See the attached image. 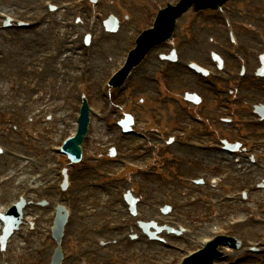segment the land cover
<instances>
[{"label": "rangeland", "instance_id": "374dc122", "mask_svg": "<svg viewBox=\"0 0 264 264\" xmlns=\"http://www.w3.org/2000/svg\"><path fill=\"white\" fill-rule=\"evenodd\" d=\"M42 1L44 0H0V12L6 13V15L10 16L13 20L20 21L22 13H19L20 15L17 14L16 17L15 12L18 13L23 11L24 14L22 17L31 20L36 15V12L30 13V8ZM70 1L72 2L73 0H55L54 3L59 10V15L53 18L56 23H49L40 32L34 31L31 34L30 32L18 31L17 33L7 34V32L0 31V155L6 154L5 156L2 155L0 157V192H5V198L0 197V207L4 206L7 201L9 202V200H11V197H7V189L10 190L18 180L22 181L21 184L23 186L19 188V191H14L16 194L21 193L26 195L28 193H33V190L36 189L35 185H37L36 181L38 174L42 172L44 168L47 169V166H45L46 164L52 163L53 159L57 160V154L52 151L55 147H58L64 138L74 132L80 103L79 94L82 93L81 95L86 96L90 102L89 105L92 107V111L89 114L90 125L88 126H90L91 136L94 140L99 141L100 144H105L108 137L105 134L107 129L105 128L104 121L114 123L116 120V117L108 114L104 117L103 121L100 115L103 104L101 105V99L98 97L97 93H99L100 89L102 92L105 85H99L96 83H100V81L107 75V65L103 63L101 72L95 69L90 73L92 81L95 83L77 84L73 80L72 75L76 72V67L74 66L73 68V64L64 57L67 52L66 47H72V44H70L69 41H71L73 34L70 35L69 33L72 32L73 28H75L73 32L82 28L84 24L83 21L89 17V4H83L79 8L69 11L65 10L63 13L60 6L66 7V3ZM104 1V11H111L122 18L119 34H123L125 39L123 40V43H121L122 48L117 51L115 56L117 57L118 62L122 58V56L119 58V54L123 53L126 50V46L129 44H127L129 40L127 35L131 33L133 34L135 33V29L145 27L149 24L150 19L148 18L153 14L154 4L155 2H158V0ZM248 10L250 11L248 12L247 22L248 27H250L249 24L255 25L252 16L256 13H264V4H262V7L259 5H252ZM18 17H20V19H18ZM125 17L127 19L124 20ZM79 18L80 20L78 21L77 19ZM189 19V24H192L194 16L189 17ZM66 21L71 22L72 26L67 27L64 23ZM195 23L196 25L189 30H186V33L184 30H181L182 34L174 41L176 44L181 42V44L187 46V49L184 51L185 57L193 60L199 59L198 61L202 62V64L210 67L211 62L209 57H206V55H199L197 52L198 50L201 51L209 47V44H211L210 38L217 33V30L213 31V28H221V26H219L220 23L219 21L212 19L208 21L206 18H198ZM207 31H209L210 34ZM54 34H58L56 35L57 37H54ZM190 34H195L194 38L200 42L197 51L194 50V46L191 44L192 40L189 38ZM41 35L49 37L51 43L49 45L45 44L46 42L43 44L40 39ZM36 39H40V42L43 45L34 44ZM65 39L68 42L62 44V41ZM107 41V37L103 36V48L101 45L99 48L100 51L106 50L108 44ZM54 45L57 47L55 48ZM217 53L220 57L224 58L221 51H217ZM36 57H40L42 61H37L35 59ZM154 59L156 60V57H154ZM38 64H40L41 71L43 70V72L40 71L39 73V68L37 69ZM52 65L54 66L53 69L50 67ZM158 65L159 64H157V66ZM224 67L229 69L230 65L225 63ZM156 70H154L153 67L150 68V65L144 66V69L142 70V74L146 77L144 81H142L144 85H141L142 87L138 93L141 97L148 98V100H144V106L140 112L143 115V120H146L149 116L156 115L157 117H161L162 121L165 119L166 122L172 123V121L177 120L184 121L185 124H187L188 122L185 121V114L179 110L176 106V102L171 101V99L169 100V98H165L166 95H168L166 92L167 89H163L162 87V97L156 95V85L150 81V78L153 76L158 77ZM34 71L36 72L34 73ZM52 75L56 76V78L52 79ZM178 75L182 78L186 77V79L180 81V78H178L176 81L174 75L169 79L172 85V89L170 90L172 95L170 96L180 99L186 92L197 90L193 87V82L190 80L192 77L189 74L181 72ZM28 78L34 79L32 82L34 91L39 88V92H41L38 96L39 100H32L29 98L32 94V91L29 89L24 90V97L15 99V93L10 90V88L12 86H15V88L19 87L21 83ZM38 78L44 80L43 83L39 84L40 80ZM51 79L53 81L48 83ZM139 81L140 77H138V82ZM188 86L190 87L188 88ZM18 91H21L19 93L20 96H22L21 94L23 93V90L18 88ZM256 95L257 93L255 91L249 94L248 98L242 102V107L240 109L247 108L248 106L253 107L257 102H264L263 97H261L262 95H260L259 98L252 99V97ZM20 98H22V100ZM164 100L167 102L163 106ZM208 112H210V109ZM249 112H251V108L246 113L240 114V116H250ZM38 117H40V119ZM58 117L62 120L60 121V125L57 121ZM117 118H119V116ZM29 128L37 129L39 136L35 139H33V137H28L27 139L29 141L24 145L22 131L30 130ZM111 130L112 133H114L113 135L119 134L115 126H113V129ZM253 131L256 132L258 136L264 137V130ZM234 137L235 135L233 138ZM112 141H114L113 137ZM131 143V141L122 142L120 144V150L118 147L119 154L121 155L123 153L125 156H130L132 148ZM95 145L96 143L91 146ZM11 150L27 155L28 158L33 160V162L26 165L27 168H23V166H25L24 163H18V161L16 162L7 157V152ZM261 150L264 151V148ZM180 154L186 160L182 162L183 164H166L167 168L164 170L165 173H163L164 175L160 178L153 177L144 179L142 176L139 179L132 175L128 176L124 187L122 186V190L127 188L134 189V185L140 183L141 190L139 195L149 197L150 201L155 205L154 212H146L145 220L160 215L162 221L165 219H172V222L175 223V225H182L186 230L190 231L191 229H195L197 230V233L192 231V234L190 235H186L185 233L177 236L175 234H168L167 230H165L159 235L164 239V243L145 242L146 237L138 233L139 235L136 237L126 238L127 236H125L126 239L124 244L118 242L115 246L112 245L111 247H101L96 242L91 244L88 241L90 237L95 238L103 236L100 231H97L96 226L94 225L97 218H101L102 222L105 223L114 222L115 220L118 222L122 218V213L119 210V206L116 212L111 210L109 213L103 208V205H105V207L108 205L106 201L111 200L113 196L115 202L118 200V190L112 194H102L97 190H90L85 186L83 187L85 191L84 198H82L83 200H81V203L78 206L80 207L83 216V212L86 208L99 209L98 207H100V209L98 210V216L96 218H79L72 229V232L77 236L79 244L90 246L91 249H94V252L89 256V252H85V250H75L73 251L74 256H87L86 260H88V262L92 261L94 264H128L131 262H136L138 264H179L180 259L184 255H188V253L199 248L200 244L208 239V235L212 233H223L226 231L229 234L238 237L242 240L241 243H243L241 251L246 253L248 251H244V248H250L249 243L256 244L257 240L264 237V189L251 193L250 196L247 197V201L243 200L246 202L237 201V199L240 198L237 193L242 192V187H247L250 182H253L255 181L254 179L258 178V175H253L254 172H256V167H253L248 174H244L242 168L235 166L230 161H227L228 164H225L222 161L213 160L209 155L204 153L191 157L188 154L185 156L182 152H180ZM169 155L170 154H164L165 157ZM157 156L159 157L158 154ZM7 160L11 161L13 164L10 165ZM55 163L57 164V162ZM61 164L67 166L66 161H61ZM101 165H106V162H103ZM166 165L163 164V166ZM100 172H103V169H101ZM261 172L263 173V171ZM241 173H243V175L239 177V174ZM203 175L209 180H212L211 182L222 181L223 177L226 179L223 181L220 189L216 190V192L215 190L197 189L188 185V180ZM9 176L13 179L11 182H6L7 177ZM46 176L55 177L56 173ZM96 178L97 177H94V179ZM130 180L132 181L130 182ZM203 191L213 193V196L208 195L207 199L205 198L204 203L202 202L198 205H192L191 208L186 211L175 209V212L171 211V213L167 214L166 218L158 211L159 206H162L164 203H167L165 205L172 207L175 203H181L177 200H182L188 196L199 194ZM165 192H169V194L163 195ZM33 194L30 196L35 200L36 194ZM229 195H235V203H227L223 199L224 196ZM100 196L101 198H99ZM164 200L166 202H163ZM210 204H213L214 206ZM48 207L50 208V204ZM175 215L178 219L173 218ZM234 221H242V223L237 225L235 229L233 228L235 231L229 228L230 223ZM90 223H93L95 227L94 231L87 232L84 229L83 231L79 230L80 226L83 227V225H88ZM158 223L162 224L160 222ZM241 226L243 227L237 228ZM135 227L136 220H132L131 223H128L127 227H124L126 235L128 229L134 234ZM35 229L36 227H34V230ZM207 231H210V233L207 234ZM121 232L123 231L113 233L112 237L114 236L117 238ZM22 233L23 234L18 237L16 236L17 240L10 248L9 256L11 264H39L37 262L40 258L36 257L33 253L35 247L38 245L39 238L30 235V246L26 247L23 246L22 238L25 236V233H29V230L24 228ZM263 248L256 254H251L252 258L249 259L246 264H264ZM240 252L226 251L224 254L225 256L232 258L233 254H239ZM114 253L119 254L122 257V263L112 261L111 256ZM46 255L47 254L44 253L40 256ZM97 256L99 257L97 258ZM222 262H224V260H222L220 264H225Z\"/></svg>", "mask_w": 264, "mask_h": 264}, {"label": "bare ground", "instance_id": "6f19581e", "mask_svg": "<svg viewBox=\"0 0 264 264\" xmlns=\"http://www.w3.org/2000/svg\"><path fill=\"white\" fill-rule=\"evenodd\" d=\"M1 194H2V193L0 192V196H1ZM41 219L43 220V218H41ZM89 227H90V230H93V228L91 227V225H90V224H89ZM83 229H85V227H84ZM83 229H82V230H83ZM102 232H103V233H105V230H104V231H102Z\"/></svg>", "mask_w": 264, "mask_h": 264}]
</instances>
